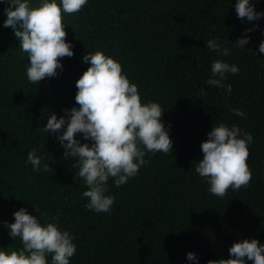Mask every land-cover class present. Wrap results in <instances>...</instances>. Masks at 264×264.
<instances>
[{
    "label": "trees",
    "instance_id": "16d2710c",
    "mask_svg": "<svg viewBox=\"0 0 264 264\" xmlns=\"http://www.w3.org/2000/svg\"><path fill=\"white\" fill-rule=\"evenodd\" d=\"M236 3L88 0L78 13L64 15L74 55L62 58L55 77L35 85L27 78L28 54L13 29L3 26L8 5L0 0V250L22 247L3 222H14L21 207L38 216L35 206L59 217L60 228L74 237L70 264H208L230 258L236 241L255 238L264 244V53L259 51L264 16L241 20ZM255 10L264 12V0H256ZM249 28L255 30L246 33ZM244 35L248 44L235 46ZM216 38L231 50L229 56L206 47ZM97 50L121 62L144 103L160 104L173 141L169 154L145 149L147 164L126 184L117 187L110 178L105 194L114 204L99 213L85 207L87 186L76 179L58 134L43 131L52 112L59 118L78 107L76 81L90 66L83 56ZM216 59L239 67L224 81L232 85L231 94L205 84ZM234 108L245 117L234 115ZM219 123L253 136L247 161L252 179L223 198L210 193L194 163L203 158L201 144ZM77 139L89 142L82 134ZM33 149L50 171L33 170L27 162ZM190 251L198 261L187 259ZM47 259L51 264V254Z\"/></svg>",
    "mask_w": 264,
    "mask_h": 264
},
{
    "label": "clouds",
    "instance_id": "9594fccd",
    "mask_svg": "<svg viewBox=\"0 0 264 264\" xmlns=\"http://www.w3.org/2000/svg\"><path fill=\"white\" fill-rule=\"evenodd\" d=\"M3 2L8 5L4 9L7 19L3 26L13 29L19 48L28 54V80L38 85L45 78L55 77L58 69H63L62 58L74 55L72 43L66 39L64 15L78 13L88 0H40L37 5L31 0ZM255 3L256 0H237L238 18L254 21L264 16V12L255 10ZM254 30L249 28L245 32ZM249 39L244 35L234 44L244 48ZM206 47L221 57L229 56L231 51L222 46L219 38L208 40ZM259 51L264 53V41ZM82 62L90 66L76 81L78 107L65 109V115L59 118L52 112L43 131L58 134L57 139L65 149L64 157L70 158L71 167L77 170L76 179L83 180L87 186L83 192L88 198L85 207L98 213L109 212L114 204V197L105 194L109 179L112 178L117 187L126 184L147 164L145 149L169 154L173 151V141L163 121L160 104L142 101L138 85L130 81L121 62L103 50L88 51ZM238 72L235 64L213 60L211 77L205 84L231 94L232 85L225 86L224 81L228 73ZM232 112L245 117L240 109L234 108ZM77 134H82L89 142L81 143ZM252 141V134L236 125L213 126L208 139L201 144L203 158L194 162L195 172L210 185L211 194L223 198L230 188L238 191L249 185L252 173L247 161ZM36 152L33 149L28 153L27 162L36 172L50 171L52 167ZM35 207L38 216L21 207L14 212V222H3L14 240L20 238L22 247L0 250V264H48L49 254L51 264H70L76 252L74 237L60 228L59 217H50ZM39 217L44 218L43 223ZM229 256L209 260L208 264H247L249 260L264 264V244L255 238L236 241L229 249ZM187 259L198 261L191 251Z\"/></svg>",
    "mask_w": 264,
    "mask_h": 264
}]
</instances>
